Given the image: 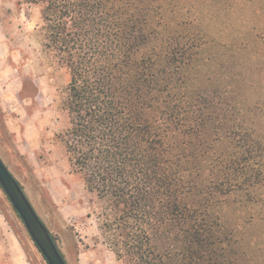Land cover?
Listing matches in <instances>:
<instances>
[{
    "label": "trees",
    "instance_id": "1",
    "mask_svg": "<svg viewBox=\"0 0 264 264\" xmlns=\"http://www.w3.org/2000/svg\"><path fill=\"white\" fill-rule=\"evenodd\" d=\"M28 1L69 71L56 137L117 258L264 264V84L197 86L206 41L155 22L161 0Z\"/></svg>",
    "mask_w": 264,
    "mask_h": 264
},
{
    "label": "rangeland",
    "instance_id": "2",
    "mask_svg": "<svg viewBox=\"0 0 264 264\" xmlns=\"http://www.w3.org/2000/svg\"><path fill=\"white\" fill-rule=\"evenodd\" d=\"M154 21L179 23L182 35L190 26L206 41L195 68L197 86L256 85L245 97L258 99V82L264 84V0H161ZM45 32L40 5L0 0V156L68 264H125L101 230L100 199L74 173L56 137L67 124L63 106L69 71L45 46ZM247 237H258V222ZM0 264H49L3 188Z\"/></svg>",
    "mask_w": 264,
    "mask_h": 264
},
{
    "label": "water",
    "instance_id": "3",
    "mask_svg": "<svg viewBox=\"0 0 264 264\" xmlns=\"http://www.w3.org/2000/svg\"><path fill=\"white\" fill-rule=\"evenodd\" d=\"M0 185L49 264H68L52 231L42 219L23 185L0 156Z\"/></svg>",
    "mask_w": 264,
    "mask_h": 264
}]
</instances>
